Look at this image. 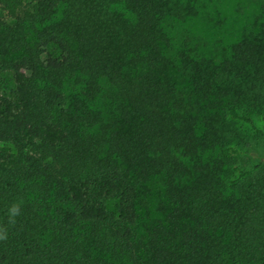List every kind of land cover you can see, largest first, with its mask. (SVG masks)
Listing matches in <instances>:
<instances>
[{
    "label": "trees",
    "instance_id": "obj_1",
    "mask_svg": "<svg viewBox=\"0 0 264 264\" xmlns=\"http://www.w3.org/2000/svg\"><path fill=\"white\" fill-rule=\"evenodd\" d=\"M183 1L0 0V264H264V155L228 134L264 140V13L215 61L172 53Z\"/></svg>",
    "mask_w": 264,
    "mask_h": 264
},
{
    "label": "rangeland",
    "instance_id": "obj_2",
    "mask_svg": "<svg viewBox=\"0 0 264 264\" xmlns=\"http://www.w3.org/2000/svg\"><path fill=\"white\" fill-rule=\"evenodd\" d=\"M182 5L183 8L177 13L175 12L179 8L171 12L164 23L174 48L172 53L189 47L192 53L213 58L215 61L229 56L231 45L242 36L247 27L259 23L264 13V0H197L190 3L183 1ZM2 78L6 80L3 83L8 91L13 86L12 80L8 74H3ZM72 84L68 83L67 93L73 90ZM242 111L250 114L256 124L264 129L260 107ZM103 115L105 119L111 118L108 110ZM228 125L230 138L239 143L243 151L252 149L259 155H264V140L255 137L246 123L233 121ZM257 160L242 153L237 162L250 167ZM153 192L157 201L152 198L151 208L155 211L163 194L162 181L153 185Z\"/></svg>",
    "mask_w": 264,
    "mask_h": 264
},
{
    "label": "clouds",
    "instance_id": "obj_3",
    "mask_svg": "<svg viewBox=\"0 0 264 264\" xmlns=\"http://www.w3.org/2000/svg\"><path fill=\"white\" fill-rule=\"evenodd\" d=\"M9 218L10 222L15 223V217L20 214V205L19 204H13L9 208Z\"/></svg>",
    "mask_w": 264,
    "mask_h": 264
}]
</instances>
